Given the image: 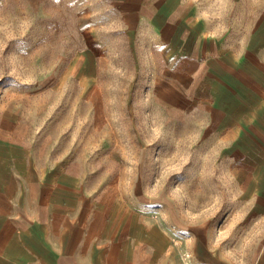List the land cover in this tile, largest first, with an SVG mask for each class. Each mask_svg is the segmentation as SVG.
Masks as SVG:
<instances>
[{
    "label": "rangeland",
    "instance_id": "1",
    "mask_svg": "<svg viewBox=\"0 0 264 264\" xmlns=\"http://www.w3.org/2000/svg\"><path fill=\"white\" fill-rule=\"evenodd\" d=\"M196 2L240 36L264 15V0ZM125 11L119 0H0V117L40 157L76 161L113 207L206 224L252 262L264 215L250 206L246 152L201 117L196 71Z\"/></svg>",
    "mask_w": 264,
    "mask_h": 264
},
{
    "label": "crops",
    "instance_id": "2",
    "mask_svg": "<svg viewBox=\"0 0 264 264\" xmlns=\"http://www.w3.org/2000/svg\"><path fill=\"white\" fill-rule=\"evenodd\" d=\"M179 60L204 117L246 152L251 209L264 215V15L221 31L196 0H119ZM0 117V264H264L228 254L206 224H178L88 189L76 161L40 157ZM254 156L252 159L251 157ZM252 159V160H251Z\"/></svg>",
    "mask_w": 264,
    "mask_h": 264
}]
</instances>
